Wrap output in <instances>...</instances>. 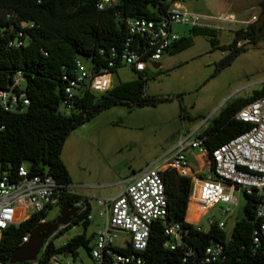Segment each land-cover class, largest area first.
<instances>
[{
	"label": "trees",
	"instance_id": "obj_1",
	"mask_svg": "<svg viewBox=\"0 0 264 264\" xmlns=\"http://www.w3.org/2000/svg\"><path fill=\"white\" fill-rule=\"evenodd\" d=\"M98 0H0V88L10 83L16 70L22 72L29 105L23 112H3L0 120L5 124L0 131V171L6 170L15 176L17 168L25 164L30 174L45 173L63 184L57 203L64 202L80 206L69 224L57 229L45 240L34 260L9 263L10 253L18 247L21 237L45 219L47 211L33 213L18 225L0 230V260L2 264H49L54 254L69 255L74 259L76 249H86L90 256L93 233L86 234L90 219V203L86 196L69 189V172L60 158V152L69 133L96 115L104 108L115 104L129 107L154 104L157 97L144 91L147 76L134 72L136 77L112 85L98 93L83 91L75 97L73 107L67 112L59 110L62 98L61 66L71 64L75 58L104 64L111 47L121 49L126 37L124 19L128 17L157 18L164 14L167 0H114L104 10H98ZM264 3L261 4V10ZM3 13H13L17 20L31 22L25 29L26 43L20 47L8 46L15 23L4 20ZM260 14V13H259ZM259 17V15H258ZM206 35L212 49H221L225 54L215 63L213 74L228 65L233 58L246 49V44H255L264 39V22L257 27L255 22L244 29L234 31L231 42L219 45L214 27L197 25L190 27L187 36H181L169 50L174 54L192 44L191 35ZM242 41V44L238 42ZM105 50L104 54L99 49ZM117 69L112 71L116 74ZM264 91L256 89L246 97H234L227 101L213 116L202 131L203 144L208 154L221 143L249 128L250 123L236 119L234 114L240 107ZM167 198V220L181 224L182 240L203 255V248L212 238L223 245L222 257L211 264H264V237L258 246L252 243L253 231L259 228L260 220L254 209L258 202L254 195L244 193L245 202L241 216L237 217L231 232L219 229L215 223L206 231L184 220L191 184L187 177L174 169L161 172ZM59 210V209H58ZM57 214L53 217V219ZM46 221V220H44ZM78 223L83 231L70 236L60 245L54 243L63 231ZM167 236L160 222L150 227L148 242L142 255L145 264H195L193 258L182 262V251L178 247L170 250L164 246ZM118 251H129V246L116 247Z\"/></svg>",
	"mask_w": 264,
	"mask_h": 264
},
{
	"label": "built area",
	"instance_id": "obj_2",
	"mask_svg": "<svg viewBox=\"0 0 264 264\" xmlns=\"http://www.w3.org/2000/svg\"><path fill=\"white\" fill-rule=\"evenodd\" d=\"M36 1L41 3L43 0ZM185 1L189 0H167L164 14L157 18H125L126 37L121 49H108L109 57L103 65L78 57L71 64L61 66L62 98L59 106L69 111L75 97L83 91L101 93L108 90L112 86L114 69L126 67L133 72H144L147 67L155 68L153 63L168 53L181 37L173 29L176 24L193 27L201 25L202 18L235 20L231 12L218 16L200 15L175 6ZM110 3L114 0H98L96 8L104 10ZM1 17L15 23L8 46L24 45L27 39L25 29L33 24L17 20L13 13H3ZM257 18L252 15L249 21L255 22ZM99 53L104 54L105 50L101 48ZM263 87L264 79H261L247 83L241 90L252 94ZM28 105L22 72L16 70L10 83L0 88V115L3 112H23ZM234 117L249 122V128L218 145L211 154H208L201 136L208 124L209 118H206L191 131L182 127L167 152L134 174L115 197L99 200L103 225L93 233L90 249V256L96 264H145L142 252L147 246L153 222H160L163 226L167 236L165 247L181 249L182 262L193 258L195 264H211L222 257L223 245L212 238L203 248V255L197 257L196 250L182 240L181 224L167 220V198L161 175L166 169H174L179 175L189 178L191 188L184 220L195 225L198 231H206L213 223L225 230L224 220L207 217L206 228L201 226V221L218 204L221 205V213L228 216L237 205L239 191L243 195H254L258 200L255 217L260 223L259 228L253 231L252 243L259 245L260 238L264 237V91L244 103ZM4 127L0 120V131ZM192 150L204 155L201 166L191 159ZM63 187L48 174H30L25 164L17 168L15 176L6 170L0 171V230L20 224L33 213L49 211L57 206ZM190 207L192 210L201 209L196 220L187 218ZM44 220L40 219V222ZM28 235L21 237L22 243L28 240ZM118 246H129L130 249L128 252L118 251ZM68 257V254H54L49 258V264H71Z\"/></svg>",
	"mask_w": 264,
	"mask_h": 264
},
{
	"label": "rangeland",
	"instance_id": "obj_3",
	"mask_svg": "<svg viewBox=\"0 0 264 264\" xmlns=\"http://www.w3.org/2000/svg\"><path fill=\"white\" fill-rule=\"evenodd\" d=\"M262 3L264 0H189L175 6L200 15L234 13L235 20L231 22L200 19L201 25L215 28L218 44L226 45L231 42L234 31L251 23L252 15H259ZM173 29L187 36L190 27L176 24ZM191 36L193 43L189 47L175 54H163L159 67H147L145 71V93L160 100L144 106L115 104L104 108L73 129L64 141L60 158L70 175L69 189L86 196L91 206L86 234L103 225L99 200L123 185L132 170L143 169L167 152L182 127L191 131L206 118L209 123L231 98L251 94V91L242 92L244 85L264 79V39L246 44L244 51L213 74L215 63L226 51L212 49L206 35ZM135 77L129 68L120 67L112 74L111 84ZM58 108L68 112L62 106ZM204 158L202 153L192 150L191 159L196 165L201 166ZM244 202L243 193L239 191L237 205L228 216L221 213L218 204L203 217L201 226L207 227V217L224 220L229 235L236 218L242 214ZM58 209L54 206L47 211L45 220H52ZM200 214L201 209L190 207L187 218L196 220ZM82 231L81 223L73 225L55 238L54 243L60 245ZM68 259L71 264H96L82 246L76 249L74 259L71 256Z\"/></svg>",
	"mask_w": 264,
	"mask_h": 264
},
{
	"label": "water",
	"instance_id": "obj_4",
	"mask_svg": "<svg viewBox=\"0 0 264 264\" xmlns=\"http://www.w3.org/2000/svg\"><path fill=\"white\" fill-rule=\"evenodd\" d=\"M264 22V8L255 21L259 27ZM157 63H153L156 66ZM80 206L70 202H64L58 210L57 216L49 221L41 222L32 229L28 235V240L21 243L9 255V263L24 262L34 260L39 254L45 240L61 226H65L76 216Z\"/></svg>",
	"mask_w": 264,
	"mask_h": 264
},
{
	"label": "crops",
	"instance_id": "obj_5",
	"mask_svg": "<svg viewBox=\"0 0 264 264\" xmlns=\"http://www.w3.org/2000/svg\"><path fill=\"white\" fill-rule=\"evenodd\" d=\"M177 32V31H176ZM178 33V32H177ZM180 34V33H179ZM180 36H183L182 34H180ZM185 36V35H184ZM192 43H193V41H192ZM166 54H169V53H166ZM175 54V53H174ZM155 63H157L156 64V66H155V68L156 67H159L160 66V63L157 61V62H155ZM139 171V170H138ZM138 171H136V172H134L133 170H132V172H131V174L126 178V182L123 184V185H119L118 186V188H117V190L114 192V193H112V194H110V195H107V196H105V198H112V197H115L124 187H125V185H126V183H127V181H129V179L134 175V174H136ZM94 233V232H93Z\"/></svg>",
	"mask_w": 264,
	"mask_h": 264
}]
</instances>
